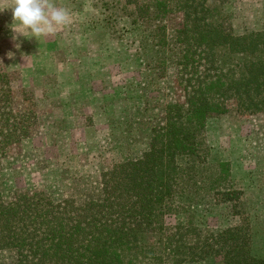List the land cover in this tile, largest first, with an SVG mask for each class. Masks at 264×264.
I'll return each mask as SVG.
<instances>
[{"label": "trees", "instance_id": "obj_1", "mask_svg": "<svg viewBox=\"0 0 264 264\" xmlns=\"http://www.w3.org/2000/svg\"><path fill=\"white\" fill-rule=\"evenodd\" d=\"M226 3H103L129 14L161 75L175 68L184 100L168 102L143 155L104 171L99 191L84 200L37 190L6 202L0 188V251L13 254L0 264H187L211 256L224 264H264L253 253L245 218L221 228L205 213L231 204L239 214L241 199L230 162L213 163L208 120L232 106L264 114V28L236 34ZM174 14L182 22L171 33ZM6 81L8 74L0 72V160L37 124L28 106L33 98L26 94L27 106L20 104Z\"/></svg>", "mask_w": 264, "mask_h": 264}, {"label": "rangeland", "instance_id": "obj_2", "mask_svg": "<svg viewBox=\"0 0 264 264\" xmlns=\"http://www.w3.org/2000/svg\"><path fill=\"white\" fill-rule=\"evenodd\" d=\"M107 1L114 2L50 0L69 11L70 22L36 40L30 32L23 36L12 30L14 0H0V72L8 74L6 84L20 104L27 106L26 94L33 98L28 106L37 114L31 136L0 160L6 202L37 190L58 200H84L99 191L104 171L140 158L166 104L184 100L175 68L170 65L161 75L141 30L123 10H107ZM226 8L236 34L264 28V0H227ZM181 22L174 14L169 31ZM207 139L213 163L230 162L231 184L241 191L239 214L229 204L205 212L207 218L221 228L245 218L253 253L264 258V114L232 106L208 120ZM12 257L0 251V261ZM187 264L224 261L211 256Z\"/></svg>", "mask_w": 264, "mask_h": 264}, {"label": "clouds", "instance_id": "obj_3", "mask_svg": "<svg viewBox=\"0 0 264 264\" xmlns=\"http://www.w3.org/2000/svg\"><path fill=\"white\" fill-rule=\"evenodd\" d=\"M12 30L24 36L30 32L36 40L53 34L70 22V13L64 7H56L50 0H14Z\"/></svg>", "mask_w": 264, "mask_h": 264}]
</instances>
